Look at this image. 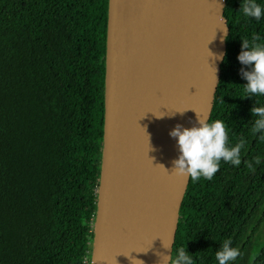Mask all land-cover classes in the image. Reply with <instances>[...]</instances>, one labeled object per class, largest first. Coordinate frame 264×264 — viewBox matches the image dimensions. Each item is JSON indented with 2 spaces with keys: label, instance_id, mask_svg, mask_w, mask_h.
I'll return each instance as SVG.
<instances>
[{
  "label": "trees",
  "instance_id": "trees-1",
  "mask_svg": "<svg viewBox=\"0 0 264 264\" xmlns=\"http://www.w3.org/2000/svg\"><path fill=\"white\" fill-rule=\"evenodd\" d=\"M240 3L226 1L230 32L209 121L224 120L230 143L245 144L239 166L221 162L211 179L189 180L173 253L185 244L194 264H216L225 239L239 252L230 264H264V141L250 114L264 97L243 98L236 59L241 40L264 38V17H244ZM108 5L0 0V264L90 262Z\"/></svg>",
  "mask_w": 264,
  "mask_h": 264
},
{
  "label": "water",
  "instance_id": "water-1",
  "mask_svg": "<svg viewBox=\"0 0 264 264\" xmlns=\"http://www.w3.org/2000/svg\"><path fill=\"white\" fill-rule=\"evenodd\" d=\"M226 1L181 0L173 71L152 111L163 115L151 113L145 123L128 130L121 94L122 60L128 49L126 65L134 69L141 30L154 28L168 0H143L122 22L115 0H109L100 179L89 264H139L134 260L158 264L156 253H169L162 242L173 250L190 178L169 175L158 164L170 172L171 161L178 155L170 129L177 124L193 126L196 113L210 119L223 62L207 57L206 49L225 53L217 22L226 24L229 34ZM216 3L222 4L219 17ZM208 66L215 68L214 77ZM143 130L149 138L148 150L146 144L142 148L130 144Z\"/></svg>",
  "mask_w": 264,
  "mask_h": 264
},
{
  "label": "clouds",
  "instance_id": "clouds-1",
  "mask_svg": "<svg viewBox=\"0 0 264 264\" xmlns=\"http://www.w3.org/2000/svg\"><path fill=\"white\" fill-rule=\"evenodd\" d=\"M216 4L219 17L222 15V4ZM238 12L246 18L259 21L264 17V4L259 3L258 0H241ZM217 25L221 32L220 40L223 42L228 38V26L220 23L219 20ZM262 39L264 38L259 34H253L250 38L241 40V51L236 59L242 65L239 75L246 81L242 86L243 98L264 97V43H261ZM206 51L207 57L211 56L220 62L224 61L223 52L213 54L207 49ZM209 69L214 77L215 68L209 67ZM158 113L159 115L154 113L153 115L157 117L163 115V113ZM250 114L252 117L251 132L257 135L258 139L264 141V105L253 106L250 109ZM196 115L197 119L193 126L184 128L177 124L168 132L170 138H175L178 151L176 158L171 161L170 172L158 164L167 174L177 177L187 176L193 182L201 178L211 179L218 172L221 162L239 166L241 150L245 144L244 140L234 144L230 143L229 131L224 120L212 119L209 121L204 115L197 113ZM145 137L148 150L147 136L145 135ZM256 163H259V159L256 160ZM249 167H252L251 163H249ZM162 245L165 249H169V253H156L159 257L158 264H194V257L187 253L185 244L176 247L174 253L171 244L162 242ZM238 255V249L231 246V240L225 239L215 252L216 264H230ZM134 261L142 264V261Z\"/></svg>",
  "mask_w": 264,
  "mask_h": 264
},
{
  "label": "bare ground",
  "instance_id": "bare-ground-1",
  "mask_svg": "<svg viewBox=\"0 0 264 264\" xmlns=\"http://www.w3.org/2000/svg\"><path fill=\"white\" fill-rule=\"evenodd\" d=\"M143 0H115L116 15L122 22L138 9ZM123 3V7L119 6ZM181 13V0H168L164 13L154 28H142L135 45L134 69L126 65L129 50L122 60L121 94L125 100L128 130L145 123L164 90L171 73L178 45L180 30L176 22ZM146 132L134 136L130 144L142 148L146 144ZM149 138L147 137V142Z\"/></svg>",
  "mask_w": 264,
  "mask_h": 264
}]
</instances>
